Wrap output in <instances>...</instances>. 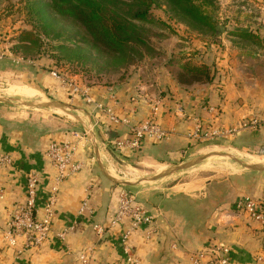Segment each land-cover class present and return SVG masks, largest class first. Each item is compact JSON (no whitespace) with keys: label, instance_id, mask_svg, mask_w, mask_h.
<instances>
[{"label":"crops","instance_id":"0c3cea01","mask_svg":"<svg viewBox=\"0 0 264 264\" xmlns=\"http://www.w3.org/2000/svg\"><path fill=\"white\" fill-rule=\"evenodd\" d=\"M1 16L4 18L3 14ZM19 22L2 23L0 20V42L6 40L10 47L17 43L13 37L17 39ZM222 41L216 45L217 49L212 45L215 76L209 83L181 84L175 73L160 75L157 70L153 77L156 82L149 86L135 79L103 82L102 85L100 82L94 83V89L99 86L103 90L106 86L113 87L117 96L115 111L121 117H129L132 122L145 118L151 107L159 102L158 121L172 131L171 138L161 142L145 140L139 151L128 155H120L112 144L115 138L124 136L127 129L98 119L92 115L90 106L80 99L71 98L67 91L58 87L47 74L50 66L47 58L42 56L33 63L37 85L9 84L5 89L8 95L21 96L28 101L36 97L42 101L50 96L56 99L54 101L63 103L65 110L72 108L71 115L74 117L71 118L69 113L57 107L21 110L16 106L6 109V104L0 106V151L7 152L12 157V164L0 176L7 194L5 200L0 202V242L7 245L0 254L2 264H26L29 260L34 264H48L49 261L78 264L77 255L81 251L87 252L90 264L123 263L121 234L128 222L108 227L122 188L116 181L120 177L116 171L119 165L124 164L123 157L135 158L137 163L154 166L158 168L156 172L160 173L173 159L184 158L186 154L198 151L196 149L200 144L190 142L186 138V132L194 121L210 119L212 113L206 107L213 106L218 110L215 118L217 126H229L253 114L264 116V77L257 75L254 66L243 62L242 52L236 54L230 46L224 45L228 38L224 36ZM11 54L0 60V75L7 73L13 64L22 63L18 61L22 57L19 53L12 49ZM46 108L52 109V112L45 111ZM58 110L67 114L66 117L55 114ZM86 128H90L86 137H80L82 130ZM72 131L76 135H72ZM67 139L77 140L76 157L83 166L61 184L50 230L41 249L37 252L23 249L22 238L17 239L16 246L9 245L4 234L8 229L7 222L12 210L25 201L26 174L34 171L39 176L36 207L37 216L40 217L46 190L55 173L44 154L45 149L50 142ZM211 144L213 147H228L238 153L251 155L248 150L264 147V129L243 130L234 138L213 141ZM211 185L212 181L206 184V189L209 190ZM217 185L213 190V199L221 204L212 211L211 216L207 215L208 212L205 213L208 218H205L203 210L195 209L193 212L182 204L177 196L183 195L173 191L172 186L155 190L152 194L150 190H134L138 200L155 216L156 234L152 241L144 240L145 228L136 230L129 237V244L140 256L142 264H191L190 254L186 257L184 249H208L213 243L224 241L230 248L228 264H252L251 245L244 238L252 231L244 221L248 218L236 207L239 192L224 181ZM224 186L226 190L221 188ZM197 187L195 185V189ZM206 195L211 196L207 191L195 194ZM86 198L91 202L93 213L79 214V206ZM205 219H208L207 223ZM93 224L103 225V234H98L93 229ZM235 224L238 226L234 227ZM205 226L210 229L215 227L217 232L224 230L227 237L225 240H201L196 232H203ZM63 230L66 233L64 239L60 240L57 233ZM194 235L197 236L196 240ZM172 244L176 247L173 248ZM210 259L206 258L202 264H212Z\"/></svg>","mask_w":264,"mask_h":264},{"label":"rangeland","instance_id":"374dc122","mask_svg":"<svg viewBox=\"0 0 264 264\" xmlns=\"http://www.w3.org/2000/svg\"><path fill=\"white\" fill-rule=\"evenodd\" d=\"M121 1L114 2L113 6L119 9L117 10L120 12L121 17H126L125 19L130 23L133 22L135 31L146 39V45L130 43L129 48L124 53H114L94 43L81 25L69 18L61 17L59 18L60 37L51 40L42 32L43 29L39 28L37 43L40 44V48L38 50L34 48L35 46H30L27 50L19 48L17 52L22 56L20 58L24 59L22 63L20 65L13 64L7 73L0 75V97L6 98L5 101H1L0 106L6 104V109L9 106H16L21 110H33L32 106L21 104L22 100L28 101V99L21 96H10L5 92V89L13 83L37 85L32 68L35 67L34 61L42 56L48 59L50 65L54 64L76 74L82 82L87 84L100 82L102 85L103 82L113 83L122 79H135V81H141L149 86L151 83L155 84L156 82L153 79L155 70L159 71L160 75L168 76V73L177 75L182 64L187 61L195 64H208L213 68L212 45L217 49L216 45L223 42L222 37L224 36L228 38V42H224V45L230 46L236 54L242 52L243 62L254 66L257 75L264 77V47L237 38H229L226 32L213 35L203 29L201 30V28L189 23L165 0H158L160 5L151 6L149 14L152 20L150 22L129 20L128 16L135 7H132L133 4L129 0ZM26 2L27 0H0V20H2V23H18L20 21L17 36L22 30L34 28L31 18L26 13ZM213 8L215 9V18L222 29L247 28L257 32L264 40V0H213ZM206 10L209 11V8H206ZM2 14L4 18L1 16ZM13 31H16V29ZM39 32L40 34H38ZM13 38L17 41L16 37ZM59 45L65 46V49L57 50ZM13 48H15V43L11 45V51ZM46 97L47 99L44 101L56 100L50 96ZM31 100L40 101L38 97ZM71 109L65 111L71 115ZM44 110L52 112V109L49 108ZM55 114L62 117L67 115L59 110ZM70 117L74 116L71 115ZM211 143H202L196 149L198 151L194 150L186 154L184 158L173 159L171 164H168L163 171L169 170L176 164L187 163L201 156L203 159L197 160L188 168L153 181H146L145 179L158 174L156 172L158 168L148 166L145 163H137V160L134 161L135 158L124 156V164L119 165L116 171L120 176H117L118 179L116 178V180L130 181L131 183L130 185L117 183L132 193H134V190L144 189L146 192L150 190L152 194L155 190H164V188L172 186L173 191L181 192L183 196H177V198L189 210L194 212L195 209H200L204 211V215L208 212L207 215L211 216L212 211L221 204L218 200L214 201L215 193L213 190L218 187L217 184L224 181L239 192L236 198L250 195L264 206V147L250 149L248 154L251 155H246L233 151L228 147H213ZM226 153L237 159L227 156ZM242 162L257 164L262 168L249 169ZM211 181L212 185L207 190L206 184ZM195 185L198 186L196 189ZM221 188L226 190L225 186ZM206 191L211 196H195V194ZM207 215L205 218L209 217ZM245 220L252 231L251 234H246L244 237L247 243L251 245V263L264 264V229L255 227L251 220ZM207 221L208 219H205V223ZM236 226L238 225L235 224L234 227ZM204 228L203 232H196L201 240L206 238L208 240H225L224 238L227 237H225L226 232L224 230L217 232L215 227L210 229L205 226ZM197 236L194 235L195 240ZM6 246L5 243L0 242V254ZM23 249L27 248L23 247ZM195 249H184L186 257L189 254L191 256ZM49 262L48 264H58L54 261ZM0 264H2L1 255ZM26 264L34 263L28 261Z\"/></svg>","mask_w":264,"mask_h":264},{"label":"built area","instance_id":"2783aa9c","mask_svg":"<svg viewBox=\"0 0 264 264\" xmlns=\"http://www.w3.org/2000/svg\"><path fill=\"white\" fill-rule=\"evenodd\" d=\"M7 43L6 40L0 42V60L12 55L10 46ZM23 60V58L18 59V61ZM47 74L58 87L67 91L71 98L80 99L90 106L92 115L97 116L100 120L104 119L109 125H121L127 129L124 136L117 137L112 142L114 149L120 155H128L139 151L145 140L161 142L171 138L172 131L163 127L158 121L159 102L151 107L150 113L145 118L132 122L129 117H121L115 111L117 96L112 86H106L104 90L100 86L94 89V84L82 82L76 74L54 64L47 68ZM206 109L212 114L215 112L213 106H208ZM210 122L211 119L194 121L191 128L186 132V138L194 144H202L234 138L247 129H264V116L260 114L243 117L229 126H212ZM89 129L82 130L80 137L85 138ZM71 134L76 135L74 131ZM77 147L78 142L74 139H67L62 142L53 141L46 147L44 154L54 168L55 173L49 188L46 190L40 217L37 216L38 209L36 207L39 176L34 171L26 174L25 201L12 210L7 222L8 229L4 234L9 245L16 246L18 238L24 240L22 245L24 248H39L43 245L50 230L61 184L64 180L79 172L83 166L82 162L76 157ZM11 164V155L0 151V176L4 169ZM6 196V189L1 183L0 177V202H3ZM236 207L242 210L256 226L264 228V206L261 202L250 195H243L236 202ZM78 212L79 214L93 213V207L88 198L81 202ZM154 218L155 216L148 212L145 205L138 200L134 193L124 188L119 190L117 205L109 219L108 227H114L123 221L128 222V226L121 234L124 254L122 264H142L140 256L129 244V237L136 230L145 228L144 240L152 241L156 234ZM93 229L98 234H103L105 231V227L101 224H93ZM65 233V230L58 232V238L63 240ZM172 247L175 248L176 245L172 244ZM229 252L230 248L226 243L216 242L208 249L201 248L193 251L190 256V263L202 264L203 260L211 258L212 264H228ZM77 259L80 264H90V258L86 251L78 253Z\"/></svg>","mask_w":264,"mask_h":264},{"label":"trees","instance_id":"16d2710c","mask_svg":"<svg viewBox=\"0 0 264 264\" xmlns=\"http://www.w3.org/2000/svg\"><path fill=\"white\" fill-rule=\"evenodd\" d=\"M129 1L135 9L132 10L128 19L138 22H150L152 18L149 9L151 6L160 5L158 0ZM165 1L189 23L201 28V30L203 29L213 35L226 32L239 40L264 47L263 38L255 31L241 27H233L229 30L222 29L215 18L213 0ZM114 2L122 1L103 0L102 3V0H27L26 13L31 18L35 29L22 30L17 36V43L13 51L18 53L19 48L27 50L30 46H35L34 48L38 50L40 48V44L37 43L39 28H42V32L51 40L60 37L59 18L61 17L69 18L81 25L94 43L114 53H124L129 48L130 43L146 45V39L135 31L133 22L130 23L125 19L126 17H121L119 9L113 6ZM206 8H209V11ZM62 49H65V46L59 45L57 47V50ZM214 76L215 70L208 64H195L187 61L182 64L180 71H178L177 80L181 84L191 85L193 83H209L214 79ZM217 114L218 110L215 109V112L210 116L212 126H217L215 124ZM41 247L28 249L37 252Z\"/></svg>","mask_w":264,"mask_h":264},{"label":"water","instance_id":"95a60500","mask_svg":"<svg viewBox=\"0 0 264 264\" xmlns=\"http://www.w3.org/2000/svg\"><path fill=\"white\" fill-rule=\"evenodd\" d=\"M6 98L4 97H0V101H5ZM21 104L23 105H28V106H32V107H54V106H58L60 108H64V105L63 103L59 102V101H54V100H47V101H21ZM227 156L231 157V158H234V159H237L236 157L234 156H231L229 154L226 153ZM200 159H203V157L201 156L200 158L198 159H195L193 161H190V162H187V163H181V164H176L175 166L171 167L169 170H166V171H161L160 173L154 175V176H151L147 179H145L146 181L147 180H156V179H159V178H162L164 176H168L170 174H173L179 170H182V169H185V168H188L189 166H192L195 162H197V160H200ZM242 164L246 167V168H249V169H253V170H257V169H261L262 166H257V164H253V163H247V162H242ZM144 180V181H145ZM117 181V180H116ZM119 182L120 184L122 185H130V181H117Z\"/></svg>","mask_w":264,"mask_h":264},{"label":"bare ground","instance_id":"6f19581e","mask_svg":"<svg viewBox=\"0 0 264 264\" xmlns=\"http://www.w3.org/2000/svg\"><path fill=\"white\" fill-rule=\"evenodd\" d=\"M43 101H44V100H43ZM25 106H28V105H25ZM54 107L60 108V107H58V106H54ZM60 109L64 110L63 108H60Z\"/></svg>","mask_w":264,"mask_h":264}]
</instances>
